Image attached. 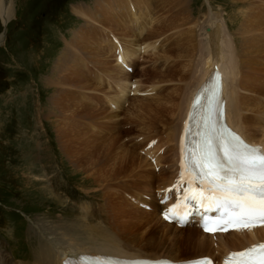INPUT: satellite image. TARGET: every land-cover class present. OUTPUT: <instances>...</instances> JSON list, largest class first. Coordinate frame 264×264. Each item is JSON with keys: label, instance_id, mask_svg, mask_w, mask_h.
I'll return each mask as SVG.
<instances>
[{"label": "rangeland", "instance_id": "374dc122", "mask_svg": "<svg viewBox=\"0 0 264 264\" xmlns=\"http://www.w3.org/2000/svg\"><path fill=\"white\" fill-rule=\"evenodd\" d=\"M100 1L101 8L104 7L102 10L96 9V0H11L9 35L2 48L0 47V251L10 256L12 263L34 262L37 245L45 243L46 238L51 240L52 236H57L63 226L68 227L69 225L65 222L92 226L88 214L94 198L97 199L98 206L105 207L103 211L107 217L110 215V210H113L114 216L111 214V218L114 222L116 221L115 223H120V229L130 236V243L127 245H131L133 250L146 255L177 251L178 255L174 258H186L195 253L192 252L195 249V243L184 241L187 237L184 229L176 233L169 231L162 239L163 224L157 220L155 211L142 210L150 215L142 220L131 212L130 207L133 205L129 202L124 206L118 203L120 200L111 198V194L116 193L120 181L129 179L131 175V178L135 180V174L139 173L138 167L129 171V165L113 163L115 161L113 156L107 163L108 167L104 175L111 171H114V175L105 179L98 176L96 178L93 175V178L89 174L85 159L81 156L82 137L73 139L74 147H69L70 144L65 142V138L59 137V128L64 126L60 122L62 118L65 122L70 120L69 124L74 122L77 127L81 124L90 131L93 127L109 129L108 125L102 127V123H97L95 118L82 121L70 119L71 115L68 114L70 112L62 108V105L71 99L89 105L90 99H84L87 92V71L89 70L88 80L92 81L94 75L98 76L94 70L101 69L99 64L91 61V57L96 52V45H92L109 30H114L115 23L107 20V17L111 18L109 12L114 9L123 11L128 5V0ZM144 1H149L159 14L162 13L166 17L175 14L176 19L179 20L187 19L186 15H188L191 19L190 24H187L188 19L182 21H185L187 25L175 24L177 30H183L185 34L170 31L162 35L159 40L160 45L159 43L156 45L157 49H160L161 43L165 42L170 35L171 42L166 48H170L177 41L180 44L184 43L186 37L191 35V26L198 25L202 16L211 11L222 15L225 23L230 26V33L237 39V35L234 34L238 31V23L235 21H238L240 11L244 12L247 7H241L235 0H187L188 12L179 16L178 12L175 13L177 8H174L172 0ZM76 5H81V12L91 15L92 20L89 17L84 20L73 14L72 6ZM262 6L264 7V4ZM135 28L133 23V29ZM1 29L0 23V31ZM84 33L91 34L93 41H89ZM84 42H87L85 46L82 45ZM180 48L183 49L185 46L181 44ZM189 54L185 55V60L178 61L186 66L191 60L192 54ZM261 54H264V49ZM140 59L141 57L136 56L133 60V67L137 64L141 67L138 76L140 80L151 79L141 74L143 69L151 64L159 65L158 67L162 69L161 73L169 71V67H164L162 61ZM254 59L258 60L254 65L255 69L264 65V55L263 59L255 56ZM169 61L171 65L172 62ZM79 62L82 64L77 68L76 65ZM181 62L180 65H182ZM187 66L188 74L186 75H189L192 66L190 64ZM258 83H264V77L259 75ZM130 84L132 88L129 91L134 93L132 81ZM170 85V89L172 86L179 90L184 87L183 83H178V78H175ZM125 89L128 91V88ZM251 93L253 96L248 98L256 99L257 91L252 90ZM106 97L109 103L118 104L115 100H111L112 97L111 99ZM171 97L175 98L174 94ZM129 99L130 103L138 105L135 97L132 96ZM161 99L162 97L152 102V106L145 105L139 114L136 113L135 108L130 110L126 108V112L120 113V122L139 121L148 123L150 126L153 123L163 124V115L159 116L162 119L154 116L161 115L162 111L153 105ZM141 102L143 103V101L138 103ZM262 103L264 104V98ZM104 107L108 108L106 102ZM253 116L251 118L254 120L264 119L262 113H253ZM123 117H127L125 118L127 120H123ZM88 121L91 124H88ZM121 123L117 129L110 131L109 135L100 134L104 138L103 141L99 142L93 138L92 142L87 143L92 145L95 143L100 148L107 139L121 134L117 143L127 147L124 136L132 132L119 130ZM158 137L157 133L156 138ZM105 148L106 146L103 147V151ZM113 153L109 152L108 155ZM92 157L96 159L93 155ZM97 165L99 167L100 164ZM139 186L143 188L141 190L145 191L144 193H148L144 185ZM125 201L127 203V200ZM121 209L124 211L119 214ZM102 220L105 221L103 224L111 223L109 218L108 221L104 218ZM46 230L47 234L44 233ZM67 244L68 242H65L64 246L70 247Z\"/></svg>", "mask_w": 264, "mask_h": 264}, {"label": "bare ground", "instance_id": "6f19581e", "mask_svg": "<svg viewBox=\"0 0 264 264\" xmlns=\"http://www.w3.org/2000/svg\"><path fill=\"white\" fill-rule=\"evenodd\" d=\"M96 1V9L102 10L104 7L101 8V1ZM235 2L239 3L241 7L247 6L246 9H244V12L242 10L240 11L241 13L239 12V18L237 17L238 21H235L238 23V31L234 34L237 35V39L232 33H230V26L225 23V20L221 17L222 15L211 11L202 16L201 22L198 25L194 24V26H191V35L186 37L184 43H181L185 46L183 49L180 48L181 44L179 41L172 44L170 48H166L171 42V35L167 37L168 39L165 40V42L161 43L160 49H157L156 45L158 43L160 45L161 41L159 40L162 35H166V33L170 31L174 33L179 31L175 24L180 26L182 23L184 25L186 23L185 21H182L187 19L189 21L187 24H190L191 19L188 15H186L187 19L179 20L176 19L175 14L174 16L172 15L169 17V15H167L166 17L162 13L159 14L153 7V4L144 0H128V5L123 11L114 9L109 12L111 18L107 17V20H109L110 23H115L116 26L114 27V30H109L107 34L96 39V43L92 45H96V52L95 55L91 57V61L99 64L101 69L94 70L97 72L96 74H98V76L94 75L92 81L91 79H89L90 81L88 80L89 70L87 71V92L84 99H90L89 105L82 104L73 99L66 101L62 105V108H65L70 112L68 113L71 115L70 119L82 121L89 118H95L97 123H102V127L108 125L109 129L92 126L93 129L90 131L81 124L77 127L74 122L71 121L73 124H69L70 120L65 122L62 118L60 122L64 125L62 126L64 129L59 128L58 131L59 137L62 139L65 138V142L70 144L69 147H74L75 141L73 139L79 136L82 137L81 156L85 159V164L89 168V174H91V177L94 178L93 175H95L96 178L98 176L105 179L113 176L114 171H111L107 175H104V173H106L109 159L114 156L115 161L113 163H125L130 166H128L129 171H131L132 168L136 169L138 167L139 173L135 174V180L133 181L134 183L137 182L136 187L138 186L137 188L139 189H143L139 186L140 184L145 186V189L148 192L145 193L146 195H152V188H155L157 182L160 181L162 184H168L170 182L169 179L175 176L174 169H170L167 173L160 172L158 175L152 170L155 169L156 165H158L163 159H165V155L168 153L172 155L170 147H168L167 150L164 148V145L168 141L169 143L171 142L168 134L162 133L165 135L156 138L157 142L155 146L144 151L142 155L143 157L137 154L135 149H129L124 147L122 143H117V139L120 140L121 134L107 139V143L105 141L100 148L95 143L92 145L87 142H92L93 138L101 142L104 138H102V135L100 134L109 135L110 131L117 129L121 123L120 113L122 109L127 108L130 110V108H135L136 113L139 114L140 111L142 112V108L145 107V105L151 104L152 106V102L160 97H162L161 101L159 100L158 103L153 105L161 110L163 114L161 113V115L154 116L162 119V117L159 116L163 115V125L175 124L176 121L177 124H179L181 116L183 115L184 117L187 112L188 102L192 98L195 89L201 83L208 80L213 70H217L223 78V97L226 101V108L230 107L238 116L243 117L242 128L245 135L255 142H261V140L264 139L263 119L254 120L251 117L245 116V113L249 111H251L252 114H264V104L262 103V99L264 98V83H258L259 75L264 77V65H261L258 69H255L254 66L258 62V60L254 59V56L263 59L264 55L261 54L264 49V7L262 6L264 0H235ZM172 3L174 4V8H177L175 13L178 12L179 16L188 12L187 8L189 3L187 0H172ZM11 4V0H0V20L3 25H7L10 21L9 16L12 9ZM72 9V13L76 16L83 18L84 20H87L89 17L90 20H92L91 15L84 11L81 12V5L72 6ZM84 9L85 8H83V10ZM133 23L137 28H135V30L133 29ZM179 32H183V30ZM183 33L185 34V32ZM84 36L89 41H93L91 34L84 33ZM179 36V40L181 41V35L179 34ZM4 38V36L0 38V45L3 44ZM86 43L87 42H84L82 45L85 46ZM189 52H191L192 55L189 54ZM186 54L187 56L188 54L192 56H190L191 60L189 64L192 67H190L191 71L188 69L190 71L189 75H186L188 74L186 73V66L189 65L187 64L188 62L185 66L181 61H178L185 60L184 57H186ZM136 56L141 57L144 61H162L164 62L162 63L164 67H169V71L166 73H161V67H158L159 65L157 66L156 64H151L148 68L145 67V69H143L141 74L151 78L147 81L143 79V81L154 83L152 84L153 88L151 90H148L146 86H140L139 80L132 81L133 74L130 76V73L125 71L124 64L133 68V60ZM117 58L120 59L119 61H122L121 65L117 63ZM169 60L172 62L171 65ZM180 62L182 65H180ZM81 64L82 62H79L76 67L78 68ZM178 65L179 67H177ZM175 78H178V83L184 84V87L181 88V90L173 86L171 88L172 90L170 89V83H173ZM131 81L133 83L134 93L129 91V89L131 90L132 88L130 84ZM167 83L169 84L168 89L165 87V84L168 85ZM125 88H128V91ZM141 89H146V92L142 98H135L138 102L143 101V103L137 102L138 105L135 106L132 101V103L129 102V98L139 95V90ZM252 90L257 91L258 96L256 99L253 97L252 99L248 98L249 96H253L251 93ZM178 91L180 92L178 93ZM173 94L175 98L171 97ZM106 96L109 98L112 97L113 99H110L115 100L118 104L109 103ZM126 97L128 99H126ZM105 102L108 104V108L104 107ZM120 102H122V104H120ZM109 108H111V110ZM127 117H123L122 119L126 121L127 119L125 118ZM233 119L234 118H231L230 122ZM123 123H121L120 126H122ZM88 124L91 123L88 121ZM120 129L121 127L119 130ZM131 132L133 133L134 131ZM104 146H106V148L103 151ZM156 149H160V151L155 152ZM172 151H176V146L172 147ZM103 152L104 154L102 155ZM109 152L114 153L108 155ZM92 155L96 159H93ZM149 157L155 159V166L152 165L153 163L150 162ZM97 164H100L99 167ZM166 180H168V183H166ZM156 188L159 189V187ZM115 194L116 193L111 194V198L114 197V200H120L118 202L120 205L126 206V204H128V201L126 203L125 199L120 198V196ZM139 195H137V197ZM150 204H152V202ZM130 210L136 214L138 218L141 217L142 220L147 216H150L135 206L130 207ZM122 211L124 210L121 209L120 212L118 211L119 214ZM153 211L156 212V209L153 208ZM112 212L113 210H110L109 217L106 215H99L100 217L105 216L106 220L108 218L111 219V223L101 224V226L94 225L89 227L82 223L77 224L65 222L69 226H63V229L59 231L60 233H57V236L51 235V240L46 238L45 243L40 245L38 253L33 260L34 262L31 264H61L66 256H75L79 253H100L119 257H166L179 261L211 256L216 252H220L222 255L226 254L228 251L240 249L254 241L264 240V228L257 230L254 235L229 233L217 236L215 240L216 248L212 249L211 237L203 235L195 228L186 227L182 228L187 234L184 241L195 243V249L192 250V252H195L194 254L186 258H174L178 255L177 251L146 255L143 252L133 250L131 245H127V243H130V236L120 229V223L118 224L115 223L116 221L114 222V219L111 218L114 216ZM156 216L158 218L157 220L163 224V228L161 229L162 239L166 237L169 231L172 233L181 232L182 229H177L172 225L166 224L160 219L158 214H156ZM137 221H139V219ZM47 230L44 233L47 234ZM193 239H195V241H193ZM65 242H68L67 245L70 247H65ZM0 264L18 263H12L10 256L2 254L0 251Z\"/></svg>", "mask_w": 264, "mask_h": 264}, {"label": "snow or ice", "instance_id": "6c2138e0", "mask_svg": "<svg viewBox=\"0 0 264 264\" xmlns=\"http://www.w3.org/2000/svg\"><path fill=\"white\" fill-rule=\"evenodd\" d=\"M182 167L181 183L186 173L190 177L187 188L182 201L164 213L165 219L183 203L204 213H220L216 220L225 227L209 229L205 224V231H227V225L236 231L264 226V150L236 135L229 139L209 132L192 153L193 172L188 173L187 165ZM185 215L175 213L173 218L183 219ZM197 264L212 262L205 258ZM224 264H264V243L231 253Z\"/></svg>", "mask_w": 264, "mask_h": 264}]
</instances>
